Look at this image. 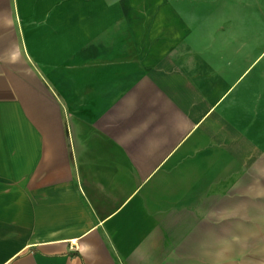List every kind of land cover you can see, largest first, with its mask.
Instances as JSON below:
<instances>
[{
  "label": "crops",
  "instance_id": "1",
  "mask_svg": "<svg viewBox=\"0 0 264 264\" xmlns=\"http://www.w3.org/2000/svg\"><path fill=\"white\" fill-rule=\"evenodd\" d=\"M172 3L0 0V264H264L262 25Z\"/></svg>",
  "mask_w": 264,
  "mask_h": 264
},
{
  "label": "rangeland",
  "instance_id": "2",
  "mask_svg": "<svg viewBox=\"0 0 264 264\" xmlns=\"http://www.w3.org/2000/svg\"><path fill=\"white\" fill-rule=\"evenodd\" d=\"M112 0H102V8L104 6H106V2H109ZM120 1H124V0H117V5L120 4ZM163 1H169L171 4L172 1L177 2L176 4L178 5L180 4H187V5H191V6H196V8L198 9H205L207 8V11L212 10L213 12L220 10V7H225V5L227 7H231L232 5L237 6L236 4V0H144V5H147V7H155L156 5H162ZM245 5L250 6L249 10L251 9L252 11L250 12L251 14L248 15V17L245 19V21L250 22V21H255V22H259L262 25L261 28V37L264 38V0H245ZM250 20V21H249ZM220 207L217 205L213 206V213H218L220 214ZM262 211V215L261 217V221L256 223L255 225H245V226H250L249 229L252 230L251 226H255L254 229L259 231L260 233H264V210ZM219 224V223H218ZM216 222L213 223V228H214V238H213V247L214 250L218 249V247L221 245V239L220 237H215V235H217L218 230L219 229L217 227L218 225ZM229 227L230 230H235L236 228V223L234 222H229ZM232 228V229H231ZM232 232H230L231 234ZM259 238H257L255 240V242L258 240ZM237 241L238 239L235 237H231L229 238V245L235 246L237 245ZM247 241V239H246ZM249 241L251 242L252 239H249ZM252 243V242H251ZM250 243H243L242 246H249ZM252 245V244H250ZM260 245H264V238L260 239ZM257 246V243H256ZM247 251H246V256H247ZM215 256V255H214ZM235 257H237V254H235L234 252L232 254L229 255L230 260H232L233 258L235 259Z\"/></svg>",
  "mask_w": 264,
  "mask_h": 264
}]
</instances>
